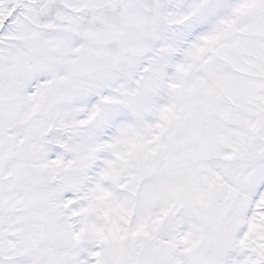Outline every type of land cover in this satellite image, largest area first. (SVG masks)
Segmentation results:
<instances>
[{
  "label": "snow or ice",
  "instance_id": "1",
  "mask_svg": "<svg viewBox=\"0 0 264 264\" xmlns=\"http://www.w3.org/2000/svg\"><path fill=\"white\" fill-rule=\"evenodd\" d=\"M0 264H264V0H0Z\"/></svg>",
  "mask_w": 264,
  "mask_h": 264
}]
</instances>
